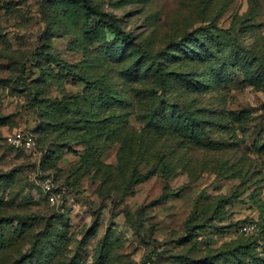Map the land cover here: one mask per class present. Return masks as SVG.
I'll return each mask as SVG.
<instances>
[{
  "label": "rangeland",
  "instance_id": "rangeland-1",
  "mask_svg": "<svg viewBox=\"0 0 264 264\" xmlns=\"http://www.w3.org/2000/svg\"><path fill=\"white\" fill-rule=\"evenodd\" d=\"M91 2L0 0V264H264V0Z\"/></svg>",
  "mask_w": 264,
  "mask_h": 264
},
{
  "label": "trees",
  "instance_id": "trees-1",
  "mask_svg": "<svg viewBox=\"0 0 264 264\" xmlns=\"http://www.w3.org/2000/svg\"><path fill=\"white\" fill-rule=\"evenodd\" d=\"M81 5L82 8L84 9L85 13L89 16H95V17H99V19L104 20L107 22L108 27L114 31L117 32L118 35L124 36V37H129V34L122 29V27L120 25H118L116 23V17L115 15L109 13L108 11L102 9L100 6L95 5L91 2V0H77ZM40 55L42 57L48 58L50 59L52 62H56V64L62 68L63 71H68L69 73H75L76 71L74 69V66L72 63H69L67 61H65L64 59H62L61 57H59L58 55H55L54 53L45 50L44 48H42V50L39 51ZM38 53V54H39ZM87 82L88 79H87ZM96 83V82H95ZM6 140H7V135H6ZM8 142V141H7ZM9 143V142H8ZM10 144V143H9ZM12 145V144H11ZM13 146V145H12ZM15 147V146H14ZM17 148V147H16ZM20 150H25L24 148H17ZM29 152V151H28ZM168 172V167L165 165L163 167V173L166 174ZM148 177V174L140 176L139 181H143ZM162 198V197H161ZM164 198V197H163ZM128 215V214H127Z\"/></svg>",
  "mask_w": 264,
  "mask_h": 264
},
{
  "label": "built area",
  "instance_id": "built-area-1",
  "mask_svg": "<svg viewBox=\"0 0 264 264\" xmlns=\"http://www.w3.org/2000/svg\"><path fill=\"white\" fill-rule=\"evenodd\" d=\"M7 141L17 148H24L29 152H37L38 144L35 136L31 133L15 131L7 135ZM55 200V197H51Z\"/></svg>",
  "mask_w": 264,
  "mask_h": 264
}]
</instances>
